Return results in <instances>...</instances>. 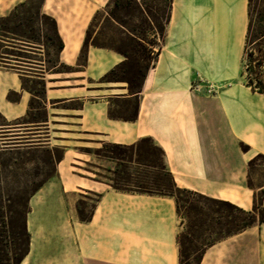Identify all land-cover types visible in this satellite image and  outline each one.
I'll return each mask as SVG.
<instances>
[{
  "label": "crops",
  "instance_id": "obj_1",
  "mask_svg": "<svg viewBox=\"0 0 264 264\" xmlns=\"http://www.w3.org/2000/svg\"><path fill=\"white\" fill-rule=\"evenodd\" d=\"M25 2L0 0V17ZM106 2L43 0L40 12L55 21L63 44L55 66L39 60L28 68L15 57L0 58V128L25 126L34 130L32 148L61 150L54 174L28 200L29 244L19 264H179L174 200L114 189L99 174L103 165L81 152L95 145L149 138L178 188L246 211L264 191V181L253 186L249 178L248 163L264 156V94L252 90L242 70L248 0H171L164 44L132 93L124 82L105 79L124 58L85 45ZM37 47L30 53L40 57ZM23 78L44 83V122L17 123L28 117L33 98ZM197 78L222 88L211 95L192 91ZM130 101L132 119L113 113ZM79 199L90 203L87 221L79 219ZM200 264H264V223L210 246Z\"/></svg>",
  "mask_w": 264,
  "mask_h": 264
},
{
  "label": "rangeland",
  "instance_id": "obj_2",
  "mask_svg": "<svg viewBox=\"0 0 264 264\" xmlns=\"http://www.w3.org/2000/svg\"><path fill=\"white\" fill-rule=\"evenodd\" d=\"M168 1L107 0L105 5L95 15L89 27L87 42L92 46L97 45L99 48L110 49L124 58L123 64L113 70L114 81L124 82L131 93L140 86L146 70L153 64L157 52L164 44L170 17ZM39 3V0H29L28 5L18 13V18H25L27 12L34 15L39 7ZM250 12L252 21L251 32L245 54L242 58V70L245 74L248 73L253 80L256 76L260 80H264V68H259L255 63L257 59L264 58V40L256 41L259 36L258 30L260 27L258 19L261 15L264 16V0H253ZM31 25H33L35 32L39 34L38 43L42 44V35L47 33L49 25L41 15L35 16ZM130 29H135L138 33H142L145 42L133 38L129 33ZM25 51L27 52L19 50L9 51L16 55L15 59L17 61L22 62L16 65L34 68L31 65L35 64L33 61L44 60L46 68H50L56 60L54 51L48 46L45 47L43 53H41L43 55L40 57L30 53H38L33 51V49L26 48ZM54 70H66V68L57 67ZM105 79L106 81H113L107 77ZM39 82L37 80L29 82L28 79L23 78L22 85L33 89L37 95H40L41 86ZM127 82L130 83L132 90H130ZM189 88L195 92L204 90L206 94L211 95L215 94L222 87L197 78L191 83ZM9 97L13 98V95ZM32 104L28 117L17 123L39 121L44 116L39 100L32 99ZM133 108V101H130L129 104L119 103L114 106L113 113L116 116L126 115L129 118L132 117ZM0 124H3L1 117ZM32 131L34 130L25 129V126L21 125L12 130H0V148L4 144L8 147H13V145H16L14 144L15 140L10 139L15 137L13 135H18L16 137H19L17 138L19 139L17 140L19 145L17 148H8L4 151L0 149V240H11L10 229L11 227L18 229L20 217L24 213L33 190L54 174L55 158L61 156V150L54 146L29 149L30 147L26 146V142L33 138V133H29ZM43 133L41 132V135ZM30 142L33 143V141ZM106 146V143H102L91 148L82 149L81 152L88 154L92 161L103 165L100 168L99 174L109 179L113 188L149 191L153 192L154 196H162L156 194L158 192L154 184L159 179L166 180L167 176L161 170L160 154L157 151H149V154L145 155L146 158L143 156L139 158L135 153H129V157L131 158L125 161H116L108 158L110 154L105 149ZM150 146L149 143H142L138 146V149L141 148L146 151ZM87 166L89 168L96 167L93 164H87ZM82 167L89 169L85 165ZM123 170L130 176L132 184L127 185L121 178ZM249 178L253 186L260 185L264 181V159L258 158L254 160L249 168ZM136 185L144 188L137 189ZM188 199L190 206L181 205V216L185 220L179 228V233H184L185 231L192 233L194 237L191 236L189 239L194 240L197 248H200V244L203 241V239L197 238L201 229L205 231L206 227L211 226L215 230L216 225L214 221H238L240 217L236 211L217 207L204 198L189 196ZM75 207L80 212L81 218H87L91 212L90 203L84 199L77 200ZM258 224L256 222L253 226ZM208 235H211V232H204V238ZM212 237L216 238L217 236L212 235Z\"/></svg>",
  "mask_w": 264,
  "mask_h": 264
},
{
  "label": "trees",
  "instance_id": "obj_3",
  "mask_svg": "<svg viewBox=\"0 0 264 264\" xmlns=\"http://www.w3.org/2000/svg\"><path fill=\"white\" fill-rule=\"evenodd\" d=\"M39 7L34 13V15L30 14L27 12V16L25 18H18V13L24 9L28 3L27 2L15 7L7 16L5 17H0V58H5V59H11L10 56L15 57L16 55L10 53L9 51H13V48H16L14 44H19L21 47L19 49L26 50V48H38L37 46H41L42 48L39 49H45V47L51 48L54 53L55 57L58 54V52L61 51L63 44L58 36L57 33V28H56V23L55 21L44 14H41L40 12V6L43 0H39ZM253 0H248V25H247V31H246V37H245V46L243 50V55L245 54L246 47L248 44V39L250 36L251 32V12H250V6ZM171 7V0L168 1V8L170 9ZM41 15L43 19L46 21V23L49 25V29H47V33H44L42 35L43 42L42 44L38 43V36L39 34L35 32L33 25L34 17ZM258 22L260 24L259 30H258V38L256 41H261L264 40V16H260L258 19ZM129 33L133 36V38H136V40L145 42V38L143 37L142 33H138L135 29H130ZM16 41L18 43H16ZM88 41V37L86 36L85 38V45ZM6 42V44H3ZM3 46H7L5 49H2ZM95 47H98L97 45H94ZM18 48V47H17ZM260 51V49H258ZM56 62V60H55ZM55 62L52 63V67L55 66ZM256 65L259 68H264V58L257 59L255 62ZM260 73V71H259ZM258 73V74H259ZM261 74V73H260ZM114 71L112 70L111 72L108 73L107 78L110 80H115ZM247 77V84L252 88L253 91H256L259 94H264V80H260L257 76L253 80L248 73L245 74ZM37 81H40V86H41V93L40 95L36 94V91L30 88L24 87L32 96L30 101V109H32V99L39 100L40 102V107L42 108V97L44 94V83L43 81L39 79H34ZM32 82V81H31ZM130 90H132L130 87V83L127 82ZM139 88V87H138ZM134 89V92L138 89ZM45 117L43 116L39 121H31L30 123H38V122H44ZM129 119H132V117H129ZM34 120V119H33ZM17 127H3L1 129H13ZM15 137H12L10 140H15L13 147H8L7 145L4 144L0 149L2 151L7 150L8 148H17L19 137H16L18 135H13ZM27 147H30L29 149H36L32 148V145H30L32 142L27 140ZM142 143H149L151 146L150 148L148 147V150H142L141 148L138 149V146ZM107 152L110 154L108 156L109 159L111 160H116V161H125L129 157V153H135L137 157L140 158V156H143L146 158V154H149V151H157L160 154V161H161V170L165 172L167 178L166 180H161L159 179L157 183L154 184L156 191L159 195L162 196H167L170 197L174 200L175 203V209L178 218L181 220V224L185 220L184 217L181 216V205H189L188 203V198L189 196H197L200 198H204L206 201L216 205L217 207H222V208H227L229 210L236 211L240 217L238 218V221H225L221 222L219 220L214 221L215 230H213V227L209 226L204 229L203 231L201 229L200 233H198L197 238L198 239H203L202 243L200 244V248H197V244H195L194 240H190L189 237H194L192 233L190 232H184V233H179L177 236V244H178V263L179 264H200L201 259L203 257V254L207 248L210 246L214 245L215 243L225 240L226 238L241 233L245 231L246 229L252 227L256 222L259 224L264 223V206H262V193L264 191H260L258 194L253 195V207L251 210H243L241 208L236 207L235 205H232L231 203L225 202V201H220V200H215L211 198H207L205 196H202L198 193L186 190V189H181L178 188L173 181V178L167 172L165 169L164 161H163V152L161 149L156 147L152 141L149 138H144L139 140L137 143L133 145H120V144H107L105 147ZM241 149L245 151L247 147L241 146ZM264 159V156L258 155L254 160L256 159ZM61 160V156L55 158L56 163ZM254 160L250 161L248 163L249 167L250 165L254 162ZM123 181L129 185L132 184L130 181V176L127 175V172L123 170L122 172V177ZM46 181V180H45ZM44 181V182H45ZM39 184L34 190L33 193L36 192L43 184ZM137 189H141L144 187L140 186H135ZM116 190L122 191V192H133V193H138V194H146V195H153V192L149 191H138V190H131V189H118L114 188ZM28 208V203L26 204L24 213L20 217V222L18 225V229L11 227L10 233H11V240H5L1 239L0 240V264H19L21 260L24 258V256L27 254L28 251V244H29V234L26 230L25 226V214L27 212ZM193 210V208L191 207ZM79 219L81 221H87L89 220V216L87 218H81L80 212H78ZM204 232H211V235H208L206 238H204ZM212 235H216L217 237L214 238ZM189 246H187V245ZM194 250V251H193Z\"/></svg>",
  "mask_w": 264,
  "mask_h": 264
},
{
  "label": "bare ground",
  "instance_id": "obj_4",
  "mask_svg": "<svg viewBox=\"0 0 264 264\" xmlns=\"http://www.w3.org/2000/svg\"><path fill=\"white\" fill-rule=\"evenodd\" d=\"M52 210H53V209H52ZM52 210H51V211H52ZM53 211H56V210L54 209ZM53 211H52V212H53ZM54 214H55V213H54ZM22 264H25V261H23V263H22Z\"/></svg>",
  "mask_w": 264,
  "mask_h": 264
}]
</instances>
